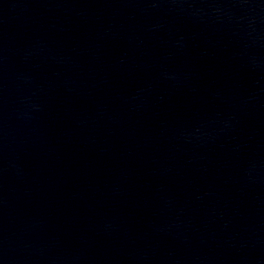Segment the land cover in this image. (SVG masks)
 <instances>
[{"label": "water", "instance_id": "obj_1", "mask_svg": "<svg viewBox=\"0 0 264 264\" xmlns=\"http://www.w3.org/2000/svg\"><path fill=\"white\" fill-rule=\"evenodd\" d=\"M0 264H264V0H0Z\"/></svg>", "mask_w": 264, "mask_h": 264}]
</instances>
